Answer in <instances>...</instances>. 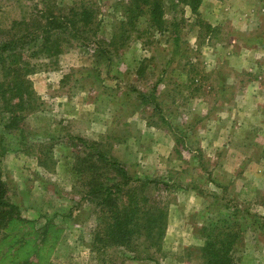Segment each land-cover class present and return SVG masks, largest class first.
<instances>
[{"label":"rangeland","instance_id":"rangeland-1","mask_svg":"<svg viewBox=\"0 0 264 264\" xmlns=\"http://www.w3.org/2000/svg\"><path fill=\"white\" fill-rule=\"evenodd\" d=\"M160 1V24L142 17L120 39L129 0H0L1 35L84 2L101 42L63 38L56 58L32 57L35 108L18 128L0 121V170L24 219L0 231V264H203L200 230L230 215L242 231L232 264H264V0L196 12ZM96 143L167 207L160 251L95 236L107 211L86 193L107 168L83 157Z\"/></svg>","mask_w":264,"mask_h":264},{"label":"trees","instance_id":"trees-1","mask_svg":"<svg viewBox=\"0 0 264 264\" xmlns=\"http://www.w3.org/2000/svg\"><path fill=\"white\" fill-rule=\"evenodd\" d=\"M181 2L196 12L201 0H182ZM161 10L160 0H129L123 5L124 17L117 26L120 39L126 36L124 34L126 28L136 30L137 21L142 17L150 23L160 24ZM42 21L44 23L38 22L37 27L32 30L18 29L20 22L12 21L7 33L0 34V121L3 128L7 130L12 127L18 128L25 111L35 108L37 97L29 79L36 67L30 61L32 57H37L39 54L44 58H56L63 52L61 43L63 38L76 40L80 44L96 43L97 46L101 43L94 31L96 21L91 4L84 2L73 4L58 15H43ZM31 43L33 49H29L30 54H28L27 45L30 46ZM97 50L101 52V55L107 53L101 45L97 47ZM78 139L82 141L81 138L78 137ZM87 147L90 152L83 157L86 165L94 169L107 168L106 172L97 173L104 175V180H98L86 193L87 196L97 197L101 211L105 209L107 211L106 215L104 214L103 235L101 236L97 231L95 236L99 238V241L100 237H103L108 244L124 246L127 249L133 247L129 246L130 244H134L135 251L138 248L160 251L167 229V207L156 197L147 199L139 196L136 192L138 186L134 185L136 181H139L145 187V183L148 184L150 181L131 180L125 168L110 152L104 151L100 143L89 144ZM2 148L0 147L1 150ZM93 159L96 162H92ZM77 168L80 170V165ZM116 195L121 199V207H116L117 202L114 201ZM14 207L15 205L9 200L7 183L0 170V231L13 221L24 220ZM230 217L232 215L222 223L216 220L210 221L200 230L203 239L200 257L203 264L233 263L232 250L239 242L242 231H238L235 222L228 224ZM91 244L95 246L94 239ZM132 257L138 258V254Z\"/></svg>","mask_w":264,"mask_h":264}]
</instances>
